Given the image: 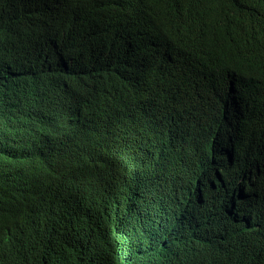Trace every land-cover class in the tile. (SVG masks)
I'll list each match as a JSON object with an SVG mask.
<instances>
[{"label": "trees", "instance_id": "trees-1", "mask_svg": "<svg viewBox=\"0 0 264 264\" xmlns=\"http://www.w3.org/2000/svg\"><path fill=\"white\" fill-rule=\"evenodd\" d=\"M111 168L147 179L136 201ZM262 215L264 0H0V239L72 264H264Z\"/></svg>", "mask_w": 264, "mask_h": 264}, {"label": "clouds", "instance_id": "clouds-1", "mask_svg": "<svg viewBox=\"0 0 264 264\" xmlns=\"http://www.w3.org/2000/svg\"><path fill=\"white\" fill-rule=\"evenodd\" d=\"M45 60L46 57L42 59L43 62ZM48 96L47 91L46 99ZM86 109V102H71L62 107L61 112L80 124ZM124 163L128 166L127 161ZM140 169L142 170L143 168H132L131 172L135 173L140 171ZM202 173L203 170H201ZM106 178L109 187L116 188L118 194L133 193L132 199L134 201L138 199L139 193L147 183L146 178L141 181H134L128 176L125 170H120L119 173H116L112 168L108 170ZM229 211H232L231 208ZM236 214H242V212L237 210ZM248 217L252 220L254 219L252 216ZM263 217L264 215L259 219ZM14 233V230L7 231L4 234L8 236L0 239V264H72L66 258L58 257L54 254H43L33 250L29 242H25L20 236Z\"/></svg>", "mask_w": 264, "mask_h": 264}]
</instances>
